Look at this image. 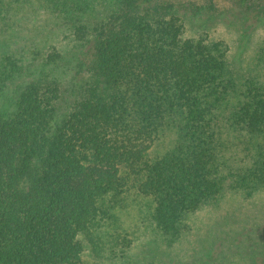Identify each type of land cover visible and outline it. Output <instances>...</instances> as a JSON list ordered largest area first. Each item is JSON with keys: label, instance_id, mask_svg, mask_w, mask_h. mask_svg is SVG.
Listing matches in <instances>:
<instances>
[{"label": "trees", "instance_id": "obj_1", "mask_svg": "<svg viewBox=\"0 0 264 264\" xmlns=\"http://www.w3.org/2000/svg\"><path fill=\"white\" fill-rule=\"evenodd\" d=\"M179 1L0 0V264H83L129 189L172 238L225 190L264 189V85L223 40L184 37L203 5Z\"/></svg>", "mask_w": 264, "mask_h": 264}, {"label": "rangeland", "instance_id": "obj_2", "mask_svg": "<svg viewBox=\"0 0 264 264\" xmlns=\"http://www.w3.org/2000/svg\"><path fill=\"white\" fill-rule=\"evenodd\" d=\"M182 1L203 5L195 21H185L184 37L223 40L236 76L264 85V59L259 53L264 36V11H258L262 4L256 6L257 0H249L242 6L228 0L179 2ZM261 2L264 4V0ZM22 20L20 17L21 24ZM69 44L64 40L58 48L68 49ZM173 139L174 133L166 131L149 155L163 153ZM152 207L150 198L134 189L125 192L121 203L110 208L111 217L105 218L94 232L98 237L96 249L82 240V263L264 264V189L250 196L242 191L225 190L217 199L186 214L181 232L175 238L156 226L151 217ZM115 237L120 241L123 237L130 239L121 257L110 251L108 241ZM118 249L119 246L114 250L118 252Z\"/></svg>", "mask_w": 264, "mask_h": 264}]
</instances>
